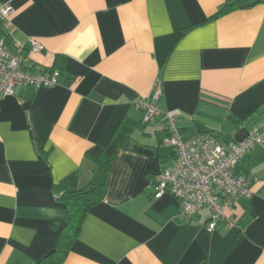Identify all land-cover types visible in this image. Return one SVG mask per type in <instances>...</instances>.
Listing matches in <instances>:
<instances>
[{"label": "crops", "instance_id": "1", "mask_svg": "<svg viewBox=\"0 0 264 264\" xmlns=\"http://www.w3.org/2000/svg\"><path fill=\"white\" fill-rule=\"evenodd\" d=\"M5 1L14 38L42 45L24 66L57 70L60 83L0 99V264H35L54 248L70 216L60 191L88 183L87 154L124 118L133 123L118 131L103 197L62 264H264V147L237 167L252 195L235 226L208 232L205 210L186 218L172 195L153 196L172 150L164 119L145 123L135 106L157 86L160 111H180L184 139L243 140L264 117V0L215 18L233 0Z\"/></svg>", "mask_w": 264, "mask_h": 264}, {"label": "built area", "instance_id": "2", "mask_svg": "<svg viewBox=\"0 0 264 264\" xmlns=\"http://www.w3.org/2000/svg\"><path fill=\"white\" fill-rule=\"evenodd\" d=\"M13 12L9 1L0 3L3 31L0 37V99L15 95L18 86L35 90L60 83L57 70H33L24 66L25 55L40 51L42 45L33 37H28L27 43L14 38ZM7 39L11 42L7 43ZM160 93L156 86L149 99L135 102L143 113V122L157 117L164 119L163 143L172 150L171 160L160 171L153 196L172 195L179 205L180 215L186 218L205 210L208 232L219 226H235L238 202L252 195L250 181L237 173L236 168L254 145L264 147V117L252 125L243 140L228 147L222 146L213 132L195 133L184 139L179 128L180 111H160L157 106Z\"/></svg>", "mask_w": 264, "mask_h": 264}, {"label": "trees", "instance_id": "3", "mask_svg": "<svg viewBox=\"0 0 264 264\" xmlns=\"http://www.w3.org/2000/svg\"><path fill=\"white\" fill-rule=\"evenodd\" d=\"M260 1L263 0H233L231 3L222 6L213 18L236 9L251 6ZM132 123L128 118H124L111 140L98 155L87 154L93 166L92 177L86 185L74 190L63 188L60 191L58 197L69 208V219L62 225L54 248L36 261L35 264L63 263L71 244L79 234L86 213L103 197L111 162L118 149L123 146V141L118 138V131L122 129V136L125 137V132L132 126ZM236 172L240 173L237 168ZM243 175L247 177L245 174ZM248 180L250 181L249 178Z\"/></svg>", "mask_w": 264, "mask_h": 264}, {"label": "water", "instance_id": "4", "mask_svg": "<svg viewBox=\"0 0 264 264\" xmlns=\"http://www.w3.org/2000/svg\"><path fill=\"white\" fill-rule=\"evenodd\" d=\"M129 146V142H127L125 145H124V147H128ZM134 150H138V151H141L142 150V148H138L137 146H134Z\"/></svg>", "mask_w": 264, "mask_h": 264}]
</instances>
